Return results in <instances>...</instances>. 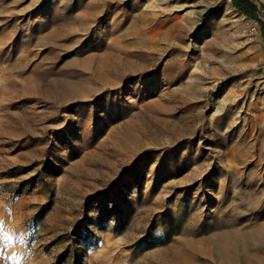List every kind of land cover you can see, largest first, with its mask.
I'll return each instance as SVG.
<instances>
[{
  "label": "rangeland",
  "instance_id": "374dc122",
  "mask_svg": "<svg viewBox=\"0 0 264 264\" xmlns=\"http://www.w3.org/2000/svg\"><path fill=\"white\" fill-rule=\"evenodd\" d=\"M263 25L0 0V264H264Z\"/></svg>",
  "mask_w": 264,
  "mask_h": 264
},
{
  "label": "trees",
  "instance_id": "16d2710c",
  "mask_svg": "<svg viewBox=\"0 0 264 264\" xmlns=\"http://www.w3.org/2000/svg\"><path fill=\"white\" fill-rule=\"evenodd\" d=\"M236 10L250 20L262 23V10L256 0H231ZM264 27V25H263Z\"/></svg>",
  "mask_w": 264,
  "mask_h": 264
},
{
  "label": "built area",
  "instance_id": "2783aa9c",
  "mask_svg": "<svg viewBox=\"0 0 264 264\" xmlns=\"http://www.w3.org/2000/svg\"><path fill=\"white\" fill-rule=\"evenodd\" d=\"M256 1L258 2V4H260V1H261V0H256Z\"/></svg>",
  "mask_w": 264,
  "mask_h": 264
},
{
  "label": "bare ground",
  "instance_id": "6f19581e",
  "mask_svg": "<svg viewBox=\"0 0 264 264\" xmlns=\"http://www.w3.org/2000/svg\"><path fill=\"white\" fill-rule=\"evenodd\" d=\"M101 21H102V20H101ZM101 21H100V22H101ZM85 82H86V81H85ZM88 83H89V82H88ZM85 84H86V83H85ZM132 133H133V132H132ZM129 134H130V133H129ZM133 135H134V134H133ZM135 135H136V134H135Z\"/></svg>",
  "mask_w": 264,
  "mask_h": 264
}]
</instances>
